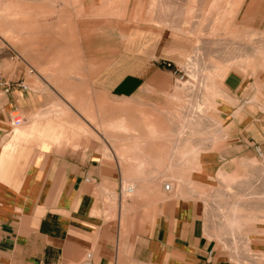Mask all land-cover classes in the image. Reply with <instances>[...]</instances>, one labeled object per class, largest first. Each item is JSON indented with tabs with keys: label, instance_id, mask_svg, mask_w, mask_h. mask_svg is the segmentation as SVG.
Masks as SVG:
<instances>
[{
	"label": "crops",
	"instance_id": "0c3cea01",
	"mask_svg": "<svg viewBox=\"0 0 264 264\" xmlns=\"http://www.w3.org/2000/svg\"><path fill=\"white\" fill-rule=\"evenodd\" d=\"M159 1L122 3L127 13L137 7L140 10L129 14L126 23L121 22L119 0L106 4L104 0L16 2L11 9L17 15L12 28L17 37L14 46L52 48L46 57L54 59L56 47H62L64 68L48 66L46 76L45 71L29 65L37 62L39 52L32 49L20 54L12 49L3 37L9 24L0 21V76L6 84L22 82L27 87L0 86V264H79L87 252L94 264H264V235L247 236L248 247L257 252L250 256L241 255L238 249L233 251L231 246H221L208 230L198 199L184 197L181 192L198 190L194 183L206 185L233 159L252 157L257 153L255 146L260 148L264 162V73L244 76L235 71L221 72L224 91L237 103L221 100L216 110L218 123L197 125L196 136L189 141L191 147H183V139L177 137L174 150L172 147L149 156L147 167L144 159L143 167L128 163L121 166V157L113 148L109 154L104 151L108 141L97 129L100 126L129 138L145 136L137 124H131L128 114L118 111L104 122L103 117L109 114L103 112L102 97L95 98L94 113L90 114L86 89L70 85L37 89L33 82L89 78L95 83L90 94L99 95L103 92L100 80L105 77L101 59L97 53L92 55L93 68L83 73L80 63L85 55L81 51L77 54L74 47L89 43L98 46L109 36L120 37L129 46L162 45L163 35L159 32L165 27L161 26ZM172 1L177 7L184 6V0ZM191 6L188 3L182 7L186 15ZM10 52L17 60L13 61ZM254 56H258L257 66L264 67V59ZM251 57L246 54L237 66H232L245 70ZM25 67H29L27 72ZM153 75L147 82L155 78ZM106 77L111 80L108 94L112 97L145 100L149 95L146 91H156L143 87L145 76L132 67L122 75L118 66L112 67ZM14 111L22 117L16 128L11 125ZM82 124L95 131V139L73 136L65 129ZM146 125L147 137L174 131L167 124H160L162 131L158 130L151 120ZM153 131H158L157 135ZM138 145L137 150L145 149V144ZM137 157L144 155L128 152L125 158ZM181 158L183 163L178 162ZM184 175L190 179H184ZM133 176L151 177L143 182L140 195L126 198L123 203L126 188L136 184L135 193L141 191L138 181L131 184Z\"/></svg>",
	"mask_w": 264,
	"mask_h": 264
},
{
	"label": "rangeland",
	"instance_id": "374dc122",
	"mask_svg": "<svg viewBox=\"0 0 264 264\" xmlns=\"http://www.w3.org/2000/svg\"><path fill=\"white\" fill-rule=\"evenodd\" d=\"M8 1L9 3H7ZM56 1L60 2L61 0ZM92 1L95 3L98 0ZM104 1L105 4L112 3L111 0ZM16 2H21V0H0V21L9 24L8 31L3 33V37L13 45L12 49L20 54L32 52V49L36 53L39 52L37 62H29V65L37 71H45L43 75H47L48 66L53 68L61 65L64 68L65 61L61 58L62 47H56V59H54L53 56L46 57L48 50L52 48L14 46L17 37L12 28L14 29L17 15L11 12V9H14ZM125 2L127 0H119L120 18L123 23H126L129 14L134 15L136 12H140L137 7L127 13V7H121ZM159 2L161 3V26L165 27L164 31L159 32L163 35L160 40L162 45H148L145 48L138 45L129 46L120 37L117 39L114 36H109L103 39L102 44L98 42V46H92L89 43V45L80 48L74 47L77 54L81 51L85 55H82L80 63L83 66V73L93 68L95 56L92 55L97 53L98 58L101 59L105 77L100 80L103 92L99 95L90 94L94 92L91 88L95 86V83L89 78L46 79L44 81L35 79L33 81L37 89L48 86L61 89L69 85L73 88L82 87L89 92L86 98L92 103L88 102L90 114L94 113L95 98L102 97L103 112L105 115L109 114L103 117L104 122L109 121L108 118L120 111L121 115L128 114L132 120L131 124H137L141 132H145V136L146 130L144 129L148 120L156 124L155 127L158 130L161 129L160 124L174 127L172 132L164 131L159 136L147 137V139L144 134V137H135V139L118 135L110 130L106 131L104 125L98 127L99 132L108 141L104 144V151L109 154L113 148L121 157L119 159L121 166L128 163L139 167L137 160L144 159L147 161V165L144 166L147 167L150 161L149 156L155 155L161 150H171L176 144L177 137L183 139V147L190 146L189 141L196 136L197 125L212 126L214 123H218L219 114L216 110L219 107V102L225 100L234 105L237 103L234 97L224 91V77L219 76L220 72L235 71L244 76L264 73V67L257 66L258 56H254L257 54L264 59V0H184V6L188 3L193 4L187 10L188 15L182 9L184 6L177 7L172 0H160ZM187 18L188 21H186ZM123 23L121 26L126 25ZM164 49L165 51H163ZM10 53L14 57L13 61L17 60L14 53ZM246 54H252V61L247 69L242 70L232 66L233 64L237 65L238 60ZM66 65L70 66V62H66ZM117 66L121 75L132 67L133 70L145 76L143 78L145 83L142 86L153 87L156 91L152 94H150L151 91H146L149 95L145 100L112 97L108 94L111 80L106 75L110 73L112 67ZM28 69L29 67H25L26 72ZM153 73L155 78L147 82ZM181 76L183 77L181 78ZM29 86L33 87L34 85L29 83ZM67 100L71 104L75 102L69 96H67ZM238 112L239 109L234 115H238ZM143 115L146 117V121H142ZM86 118L91 121L89 116ZM181 126L186 130L185 132H182ZM65 129L73 136L82 135L84 138L88 136V139L96 138L95 131L85 124H82L81 127L70 126ZM104 131L107 134H104ZM137 144H142V146L145 144V149L137 150ZM124 147H127V150ZM121 149L124 155L130 152L139 156L144 155V157L127 159L120 154ZM253 159L256 160L253 161ZM181 161L183 162V158L178 160V162ZM223 170L229 172L226 176L236 175L232 184L216 174L206 181V185L194 183L198 190L194 192L182 190L181 192L184 191L182 194L184 197L198 199L208 230L213 236H216L221 246H231L233 251L238 249V251L241 250V255L250 256L257 252L251 251L248 247L250 239L247 236L250 234L264 235L263 158L256 153L246 159H233L227 163ZM148 177L151 176L131 177L133 178L131 184L138 181L141 191L133 194L124 190L122 193L123 203L126 198L133 199L142 193L143 182ZM182 177L190 179L187 175ZM184 184L188 186L186 181ZM123 187H125V182ZM254 215L257 217L255 220Z\"/></svg>",
	"mask_w": 264,
	"mask_h": 264
},
{
	"label": "bare ground",
	"instance_id": "6f19581e",
	"mask_svg": "<svg viewBox=\"0 0 264 264\" xmlns=\"http://www.w3.org/2000/svg\"><path fill=\"white\" fill-rule=\"evenodd\" d=\"M256 51V50H255ZM258 51V50H257ZM262 57V56H261ZM252 58V57H251ZM240 60V59H239ZM249 60V59H248ZM241 61H242V59H241ZM240 62V61H239ZM248 62V61H247ZM230 63V62H229ZM242 65V64H241ZM237 66V65H236ZM239 67V66H238ZM260 67H261V65H260ZM243 69V68H242ZM223 72V71H222ZM221 73V72H220ZM216 95V94H215ZM225 99V98H224ZM227 100V99H226ZM234 103V102H233ZM219 105V104H218ZM121 123H123V122H121ZM119 124V123H118ZM120 125H124V124H120ZM152 125V124H151ZM117 126V125H116ZM124 128V127H123ZM149 129V128H148ZM154 130H157L156 128L154 129ZM162 131V130H161ZM218 131H219V129H218ZM222 131V130H221ZM130 132H133L132 130H130ZM153 132H155L156 133V131H153ZM164 132V131H163ZM220 132V131H219ZM154 133V134H155ZM157 133H158V131H157ZM157 133H156V135H157ZM219 134V133H218ZM156 135H154V136H156ZM147 137V136H146ZM137 138V137H136ZM140 138V137H139ZM139 140V139H138ZM135 142V141H134ZM133 145V144H132ZM138 145V144H137ZM136 145V146H137ZM135 146V145H134ZM139 146V145H138ZM191 147V146H190ZM124 148H127V147H124ZM201 148V147H200ZM198 149V148H197ZM126 150V149H125ZM141 150V149H140ZM192 150V149H191ZM194 150V149H193ZM120 151H122V150H120ZM196 151V150H195ZM146 152V151H145ZM190 152V151H189ZM183 153V152H182ZM194 153V152H193ZM193 153H191L192 154V158H194V154ZM126 154V153H125ZM191 154H187V155H189V156H191ZM197 154V153H196ZM199 154V153H198ZM121 155H123V154H121ZM127 155V154H126ZM126 155H125V157H126ZM129 156V155H128ZM183 156H185V157H187L188 158V156H186V155H184L183 154ZM182 156V157H183ZM260 156H261V154H260ZM191 158V157H190ZM136 159V158H135ZM124 160V159H123ZM127 160V159H126ZM184 160H186V158L184 159ZM190 160V159H189ZM188 160V161H189ZM129 161V160H128ZM133 161V160H132ZM138 161V165L139 166H142V165H144L143 164V160L141 159V160H137ZM145 161V160H144ZM254 161V160H253ZM124 162V161H123ZM256 162V161H255ZM126 163V162H125ZM134 163V162H133ZM145 163V162H144ZM183 163V162H182ZM185 163V162H184ZM253 163V162H252ZM146 164V163H145ZM186 164V163H185ZM147 165V164H146ZM143 167V166H142ZM165 174V173H164ZM224 181H227L228 183L230 182H233L234 181V178H235V176L236 175H234V176H226V175H228V173H226V172H224L223 171V169L221 170H219L218 171V173H217ZM220 178V179H221ZM185 179V178H184ZM221 179V180H222ZM171 181V180H170ZM237 181V180H236ZM172 182V181H171ZM232 184V183H231ZM173 185H174V183H173ZM133 187H129L128 189L126 188V190L125 191H127V192H130V193H135L136 192V184H133L132 185ZM232 186V185H231ZM241 187V186H240ZM230 188V187H229ZM184 192V191H183ZM136 194V193H135ZM132 196V195H131ZM255 198V197H254ZM251 205V204H250ZM236 206V205H235ZM238 207V206H237ZM248 209V208H247ZM255 209V208H254ZM239 210V209H238ZM244 210V209H243ZM234 212V211H233ZM241 212V211H240ZM232 214V213H231ZM243 214V213H242ZM254 214H256V213H254ZM230 215V214H229ZM240 215V214H239ZM257 215V214H256ZM237 216V215H236ZM241 216H243V215H241ZM255 216V215H254ZM258 216V215H257ZM232 217V219H233V216H231ZM259 217V216H258ZM251 218V217H250ZM253 218V217H252ZM257 217L255 216L254 217V220L256 219ZM237 219V218H236ZM234 220V219H233ZM230 221V220H229ZM231 222V221H230ZM233 222V221H232ZM238 223V222H237ZM233 224V223H232ZM241 226V225H240ZM233 229V228H232ZM235 229H237V228H235Z\"/></svg>",
	"mask_w": 264,
	"mask_h": 264
},
{
	"label": "built area",
	"instance_id": "2783aa9c",
	"mask_svg": "<svg viewBox=\"0 0 264 264\" xmlns=\"http://www.w3.org/2000/svg\"><path fill=\"white\" fill-rule=\"evenodd\" d=\"M183 76H181L182 78ZM2 85H7V86H11V85H16L22 89H26L27 87L22 83V82H14L13 84H6L5 81L1 78L0 76V86ZM12 116V120H11V125L16 127L19 126V124L22 123V117L19 115L18 111H14L11 113ZM255 150L257 151L258 155L260 156V154H262V152L260 151V148L258 146H255ZM168 186H166L167 188ZM79 264H94L91 260V253L87 252L84 256V258L82 259V261Z\"/></svg>",
	"mask_w": 264,
	"mask_h": 264
}]
</instances>
